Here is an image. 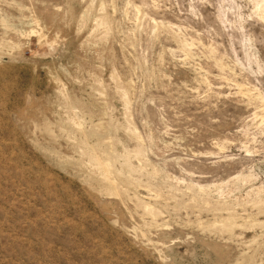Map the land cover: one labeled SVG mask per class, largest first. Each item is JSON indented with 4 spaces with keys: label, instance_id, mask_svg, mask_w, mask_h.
I'll return each mask as SVG.
<instances>
[{
    "label": "rangeland",
    "instance_id": "rangeland-1",
    "mask_svg": "<svg viewBox=\"0 0 264 264\" xmlns=\"http://www.w3.org/2000/svg\"><path fill=\"white\" fill-rule=\"evenodd\" d=\"M0 264H264V0H0Z\"/></svg>",
    "mask_w": 264,
    "mask_h": 264
}]
</instances>
